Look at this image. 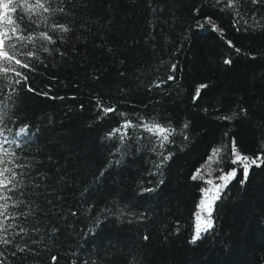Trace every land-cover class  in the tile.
Instances as JSON below:
<instances>
[{"label":"trees","instance_id":"1","mask_svg":"<svg viewBox=\"0 0 264 264\" xmlns=\"http://www.w3.org/2000/svg\"><path fill=\"white\" fill-rule=\"evenodd\" d=\"M233 5L57 0L64 12L0 18V32L25 37L13 41L21 64L0 62L11 69L0 169L16 173L0 176L15 184L0 190V264H264V4ZM206 17L216 30L198 29ZM153 121L175 129L163 148L141 127ZM233 138L242 157L260 155L246 180L229 159ZM234 167L212 228L191 242L201 189ZM197 169L203 180L191 179Z\"/></svg>","mask_w":264,"mask_h":264},{"label":"snow or ice","instance_id":"2","mask_svg":"<svg viewBox=\"0 0 264 264\" xmlns=\"http://www.w3.org/2000/svg\"><path fill=\"white\" fill-rule=\"evenodd\" d=\"M57 0H34V3L32 4H21L20 0H16V3H13V0H0V9H2L3 11L0 12V18H5L7 17V22L8 24H13V21L11 19L10 16H7V14L9 12H15L17 10V8L20 9L21 11V16H20V22L24 23L25 20L27 18H30L32 14H34L36 12L37 9H42L43 12L45 13H49L54 15L56 12H64V8H52L51 4L56 3ZM214 2L216 4H220L223 2V4L225 5V7L223 9H221L222 11H226V10H230L233 8V0H214ZM252 4H264V0H251ZM45 4H48V6L46 7ZM25 10H27V14L28 16L25 17L24 13ZM205 21L207 24H210L211 27H205V24H198V29L199 30H207V31H214L217 29V26L215 24H212V18L211 17H206ZM245 23H247V21H245ZM235 26V23H234ZM53 32L55 33L57 30L62 31V32H67L69 31V28L64 26V25H57L54 24L51 26ZM239 30V29H237ZM11 34H9L8 31H4V32H0V62H4V63H11V62H15V64L20 65L21 64V60L17 58L16 56V52H17V45L16 43H13L14 40H19V41H23L25 39L24 36L20 35L17 36V26H13L10 30ZM41 36L48 40L49 42L52 41V37L50 35H48L47 32L41 33ZM228 44L230 46L231 42L229 41ZM234 47V46H233ZM45 51H47L48 49L45 48ZM237 54H240V49L236 48L234 49ZM27 56H35L36 54L33 52H28L26 53ZM224 63H231V60H225ZM24 68H27L29 65L27 63L22 65ZM173 69H175L176 65L173 64L171 66ZM11 69H9L8 67H3L2 64H0V83H2L5 79H7V73L10 71ZM17 75L19 76L20 73H17ZM28 77L24 76L23 77V81H27ZM169 80H172L173 77L169 76L168 77ZM16 84H20L21 81L17 80L15 81ZM158 86V85H157ZM203 87V86H201ZM31 90V89H29ZM196 95H199V89H197ZM103 111L105 113L108 112H112L113 109L112 108H105L103 109ZM235 116V113H233V116H226L223 117L222 119L225 120H230ZM3 123V116H0V124ZM131 124V121H127L125 122V124L123 125V127L125 129H127L129 127V125ZM141 127H143L145 129V131H147L148 133H150L153 137H155L158 141H159V146L161 148H163L165 146L166 143L170 142L169 141V136L172 135L175 132V129L172 128L170 125L169 126H164L158 122H151L148 124H143L141 125ZM184 127H187V124L184 125ZM2 131V130H0ZM120 132V129H114L112 133H110L109 135H115L116 133ZM27 133V126L20 128L19 131L16 133V136H22V135H26ZM126 132L122 135H120L119 139L121 141H123L126 138ZM151 138V137H149ZM15 141H12L11 143H14ZM5 144L10 143L7 139H5L4 141ZM0 149H3V151L5 152V154H7V149L3 148V145H0ZM117 151H119V149H117ZM231 152L234 155L235 159H231V157H229L230 162L234 165L239 164L242 167L243 170V176H244V180L247 179L248 176V172L249 169L253 166H259L258 164V160H260V155L258 154V156L256 158L250 159L247 156H241V154L239 153V151L236 148L235 145V140L233 138V142H232V147H231ZM220 154V149H213L212 150V154L211 156L208 157V160L211 161L213 159H215L218 155ZM161 155V164H163L165 161H167L168 159H170V155L168 156H164L163 153H160ZM2 162V161H0ZM262 163H264V161H261ZM5 173H10L11 176L15 177L16 173L10 169V168H4V169H0V176H4ZM237 175V168H232L231 171H229L226 175H221L219 177V180L222 181L223 183H215L213 182V180L209 179L207 180V184L210 185L211 187H206V188H202L201 192L203 193V199L201 200L200 204L198 205V207L201 209V211H207L208 213V219L207 221H204V228L202 229L200 226V222L202 220V217L199 213H197L196 215V227H195V233L192 237L191 242H195L196 240H198L201 236V232L202 231H207L208 229L212 228V221H211V211H212V205L215 203L216 200L220 199V193L221 191L227 186L228 182L231 181L235 176ZM192 180H197V179H201L203 180V177L200 174V169H197L196 172L192 175L191 177ZM244 180H241V183H244ZM162 182V181H161ZM11 184L12 187H15V184L12 182V180H9L7 177H5L3 180H0V190H3L4 188L7 187V185ZM153 189H145V191H152ZM211 194V195H210ZM0 199H4L6 200L7 197L4 196H0ZM7 204L4 205H0V208L3 209H7ZM4 213L2 211H0V215H3ZM74 214V213H73ZM4 226L2 223H0V229H2ZM21 231H24V229H21ZM145 239H147V237H145ZM5 243H9V241H4ZM13 255H15V253H13Z\"/></svg>","mask_w":264,"mask_h":264},{"label":"rangeland","instance_id":"3","mask_svg":"<svg viewBox=\"0 0 264 264\" xmlns=\"http://www.w3.org/2000/svg\"><path fill=\"white\" fill-rule=\"evenodd\" d=\"M226 175V174H225ZM221 183H223V182H221ZM211 195V194H210ZM204 197L202 196V198H201V200L203 199ZM201 200H200V202H201ZM200 202H199V204H200ZM212 207V206H211ZM197 213H199L200 215H201V217H202V220H201V222H200V226H201V228L203 229L204 228V226H205V224H204V221H207V219H208V216H206V214H208L207 213V211H201V209L198 207V210H197V212H196V215H197ZM196 215H195V226H194V231H193V235H194V233H195V227H196V224H197V221H196ZM203 232V231H202ZM201 232V233H202ZM193 235H192V237H193Z\"/></svg>","mask_w":264,"mask_h":264}]
</instances>
